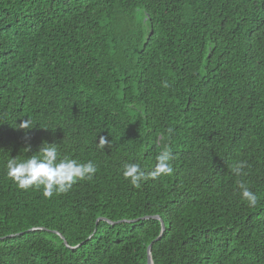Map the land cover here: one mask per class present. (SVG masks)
<instances>
[{
	"label": "trees",
	"instance_id": "obj_1",
	"mask_svg": "<svg viewBox=\"0 0 264 264\" xmlns=\"http://www.w3.org/2000/svg\"><path fill=\"white\" fill-rule=\"evenodd\" d=\"M43 143L97 172L19 189L7 160ZM165 145L173 174L133 187L123 165L147 175ZM149 244L154 264H264V0H0V264H147Z\"/></svg>",
	"mask_w": 264,
	"mask_h": 264
},
{
	"label": "clouds",
	"instance_id": "obj_2",
	"mask_svg": "<svg viewBox=\"0 0 264 264\" xmlns=\"http://www.w3.org/2000/svg\"><path fill=\"white\" fill-rule=\"evenodd\" d=\"M162 86L167 88V81L162 82ZM18 127L23 130H30L34 123L30 119L23 120ZM171 133L172 129H168ZM99 146L103 148L108 144L105 137H99ZM25 148L24 151H28ZM172 150L165 145L156 156L154 169L146 175L145 170L136 163H125L122 169V175L129 180L135 188L141 187V181L149 176L152 179L161 176H170L174 172L172 165ZM246 167L245 162L240 161L231 166L234 175L243 174ZM6 175L11 179L19 189L28 190L30 188L42 189V195L45 198H51L54 194L67 193L79 180H91L97 172V167L92 161L78 162L67 156L60 158V154L55 143H43L38 151L27 159L9 158L6 162ZM240 196L246 201L249 207H255L259 197L249 187L238 182Z\"/></svg>",
	"mask_w": 264,
	"mask_h": 264
},
{
	"label": "water",
	"instance_id": "obj_3",
	"mask_svg": "<svg viewBox=\"0 0 264 264\" xmlns=\"http://www.w3.org/2000/svg\"><path fill=\"white\" fill-rule=\"evenodd\" d=\"M98 219L107 221L110 224H115V223H118V222L132 221L133 220V219H119V220L111 221V220H108L107 218H104V217H99ZM163 229H164V224L161 221V231H163ZM64 243L66 244L65 241H64ZM66 245L68 246V244H66ZM146 262H147V264H154L153 260H152V256H151V244H149L148 247H147V261Z\"/></svg>",
	"mask_w": 264,
	"mask_h": 264
},
{
	"label": "bare ground",
	"instance_id": "obj_4",
	"mask_svg": "<svg viewBox=\"0 0 264 264\" xmlns=\"http://www.w3.org/2000/svg\"><path fill=\"white\" fill-rule=\"evenodd\" d=\"M130 222V221H129Z\"/></svg>",
	"mask_w": 264,
	"mask_h": 264
}]
</instances>
